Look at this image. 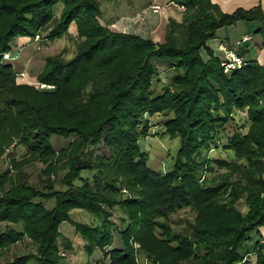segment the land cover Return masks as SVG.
<instances>
[{"label":"trees","instance_id":"1","mask_svg":"<svg viewBox=\"0 0 264 264\" xmlns=\"http://www.w3.org/2000/svg\"><path fill=\"white\" fill-rule=\"evenodd\" d=\"M168 1L183 8L179 17L167 16L162 40H154L100 21V0H0V152L16 138L27 152L11 158L14 166L44 161L40 185L21 177L19 168L0 170V252L22 236L34 245L0 264H59L60 250L72 243L58 224L72 207L97 217L73 220V228L82 249L88 254L96 247L109 264H234L248 251L264 264L258 230L264 224V64L245 56L242 43L231 49L241 61L224 70L223 50L207 43L218 26L237 19L255 20L252 31L264 40V10L258 3L226 11L212 0ZM70 21L74 52L45 54L36 74L52 87L15 82L14 37L43 31L54 38ZM152 56L178 69L156 93ZM236 110L244 111L243 122L227 132ZM153 112L163 113L162 132L178 135L164 170L146 163L137 142L149 132L145 113ZM50 133L72 137L54 148ZM99 145L104 149L97 151ZM218 145L234 157L208 153ZM214 164L225 169L209 176ZM48 197L53 203L45 206ZM184 205L194 209L191 222L173 226L166 216ZM115 206L123 212L119 223L111 218ZM250 229L258 235L246 242Z\"/></svg>","mask_w":264,"mask_h":264},{"label":"rangeland","instance_id":"2","mask_svg":"<svg viewBox=\"0 0 264 264\" xmlns=\"http://www.w3.org/2000/svg\"><path fill=\"white\" fill-rule=\"evenodd\" d=\"M148 0H100V21L107 22V25L113 27L114 25L111 22H114L115 26H117L118 22H121L119 18L120 15H125L126 18L131 16L136 17L137 19L142 17L140 13V9L146 5ZM165 0L161 1L160 9H165L169 13H173L175 15L180 14L181 9H175L174 6L170 4H163ZM59 9V4H57L54 8V13H57ZM137 9V10H136ZM125 10V12H121ZM136 10V11H134ZM155 13H158L155 12ZM143 21H137V24L145 23V18ZM246 21V20H245ZM114 26V27H115ZM124 29H126V25H123ZM232 26V25H230ZM239 26V25H237ZM237 26L234 27L233 33L236 31ZM229 28V25H223L219 31L225 30ZM236 33V32H235ZM238 36V34H236ZM20 36V35H17ZM14 37L13 45L9 49V57L10 62L12 63L13 69H15L14 80L15 82H30L37 88H45L52 87L47 85H41L39 83L40 80L36 79V74L42 67V63L44 60V55L49 53H57L62 58L69 57L75 50V25L74 21H70L67 26V31L62 34L54 37L47 38L43 36V31L33 34L32 36L26 35V42L23 46H19L17 44V39ZM155 36V35H154ZM156 37V36H155ZM162 40V39H161ZM151 61L156 65V73L153 75L152 79V93H156L161 89V85L166 83L170 75L178 69L173 67H167L164 61H161L160 58L152 56ZM148 122H149V132L146 135L139 136L137 139L138 145L141 149L146 151L145 161L148 165L156 169H167L170 167L173 156L178 147V135L173 134L170 135L166 132H162V123L161 118L163 113L161 112H153L151 114L145 113ZM244 111L236 110L234 112V117L232 120L228 121L225 125V130L230 132L234 127L238 126L243 122ZM244 126H241L243 129ZM72 137L71 134L66 136L57 135L55 133H50L48 136V140L54 148H58L59 146L65 145L67 141ZM103 146L96 148L97 151L103 150ZM27 152V147L25 144L21 142H17L16 138H14L11 142H9L4 149L0 152V170L7 169V173H12L19 168L20 176L24 177L26 180L35 183L36 185H40L39 177L41 176L40 168L44 165V161L33 159L27 160L26 162H21L16 166H14L11 162V158L15 160L21 158L23 154ZM208 153L215 156H222L225 158L234 157V152L230 147H222L220 145L214 146L208 150ZM264 161V157H263ZM224 166H217L214 164L213 169L208 172V175H212L216 171L224 170ZM264 170V163H263ZM61 171L58 170L57 175ZM86 170L82 169L81 173H85ZM79 178L75 177L74 182H78ZM56 185H60L56 180ZM53 203V198L48 197L43 199V204L45 206H50ZM236 206L243 210L245 209V204L242 199H238L236 201ZM123 215V212L118 206L112 208L111 218L116 222H120V217ZM69 218L66 220H61L58 224V228L60 231L65 234L71 240L72 246L68 250H60L64 254L62 261L59 264H109V258L107 256L100 255L101 251L96 247L90 252L86 253L81 247V237L74 231L73 228V220L74 221H84L87 223H95L97 222V217L86 211L85 209L79 207H72L68 210ZM194 216V209L189 205H184L173 212L169 213L166 218L167 220L173 224V226H183L187 221L191 222ZM4 221H0V228L4 225ZM260 225L258 226L259 232ZM262 233V232H261ZM248 237L246 242L251 241L258 234H256L255 229H250L247 231ZM60 237H58V240ZM135 250V258L136 260H140L141 256L138 252V242L134 241L132 243ZM34 245L26 236H22L20 239L10 243L7 248L0 252V258L2 257H10L14 253L33 250ZM93 260L94 258H99ZM144 260V259H143ZM139 262V261H138ZM24 264H33L31 259L27 260ZM234 264H257L255 262V253L253 251H248L242 260L234 262Z\"/></svg>","mask_w":264,"mask_h":264},{"label":"crops","instance_id":"3","mask_svg":"<svg viewBox=\"0 0 264 264\" xmlns=\"http://www.w3.org/2000/svg\"><path fill=\"white\" fill-rule=\"evenodd\" d=\"M161 1L163 0H148L146 5L140 9L141 10L140 13L142 14V17L140 19L139 18L137 19L134 16L126 18L125 15H120L119 18L121 19V22H118L117 26H115L114 22H111V24L115 26L111 28L129 30V31L137 32L142 36H149L154 40H161L163 38L164 25L167 20V16L173 15L175 17H178V15L169 13L165 9L159 10ZM212 1L216 2L222 10H226V11H230L237 6L248 7L255 3H258L261 9L264 10V0H212ZM154 2L158 3L159 7L157 8V10L152 11L149 7V4ZM163 4H170L174 6L175 9L178 10L180 9L176 7L174 4H172L171 1L168 0H165ZM157 11L158 13H155ZM121 12H125V10H122ZM143 18H145V23L137 24V21H143L144 20ZM255 24H256L255 20L245 21L243 19H237L231 23L223 24L226 26L229 25V28L219 31V29H221V27L223 26L220 25L216 28L215 35L207 39V43L217 53L221 52V49L219 48L220 47L219 44H223L226 48H230L234 50L237 44L245 43L248 49L244 53V55L253 56L259 62L264 64V40H262V36L260 32L252 31ZM123 25H126V29L123 28L124 27ZM236 26H237V29L235 31L236 33L235 32L233 33V29ZM236 34H238V36ZM243 35L245 36L243 37ZM25 38L26 35L17 36L16 37L17 44L19 46H23L26 42ZM202 53L203 55H205L203 50ZM260 228L262 232V233L260 232L261 236H264V224L260 225Z\"/></svg>","mask_w":264,"mask_h":264},{"label":"built area","instance_id":"4","mask_svg":"<svg viewBox=\"0 0 264 264\" xmlns=\"http://www.w3.org/2000/svg\"><path fill=\"white\" fill-rule=\"evenodd\" d=\"M172 4H174L176 7L178 8H183V4L181 3H177V2H171ZM149 7L152 11H155L157 10V8L159 7V4L158 3H150L149 4ZM245 35H243L244 37ZM220 47L222 50H223V54L225 56L224 59H222V64H223V69H227L228 66L232 65L233 63H239L241 61V58L239 55H237L236 53H234V51H232L231 49L229 48H226L223 44H219ZM2 56L3 57H6L8 56V52L7 51H3L2 52ZM39 83L41 85H47V86H51L52 83H48V82H44V81H39ZM96 264H98V262H96Z\"/></svg>","mask_w":264,"mask_h":264}]
</instances>
